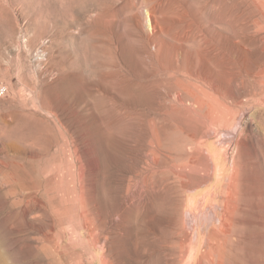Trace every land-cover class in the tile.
<instances>
[{"label": "rangeland", "instance_id": "1", "mask_svg": "<svg viewBox=\"0 0 264 264\" xmlns=\"http://www.w3.org/2000/svg\"><path fill=\"white\" fill-rule=\"evenodd\" d=\"M0 264H264V0H0Z\"/></svg>", "mask_w": 264, "mask_h": 264}]
</instances>
